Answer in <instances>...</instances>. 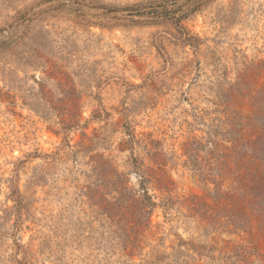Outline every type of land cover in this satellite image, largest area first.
Instances as JSON below:
<instances>
[{
    "label": "rangeland",
    "instance_id": "374dc122",
    "mask_svg": "<svg viewBox=\"0 0 264 264\" xmlns=\"http://www.w3.org/2000/svg\"><path fill=\"white\" fill-rule=\"evenodd\" d=\"M181 261L264 264V0H0V264Z\"/></svg>",
    "mask_w": 264,
    "mask_h": 264
},
{
    "label": "trees",
    "instance_id": "16d2710c",
    "mask_svg": "<svg viewBox=\"0 0 264 264\" xmlns=\"http://www.w3.org/2000/svg\"><path fill=\"white\" fill-rule=\"evenodd\" d=\"M200 8V7H199ZM198 7H194L193 9H191L188 13L183 14L180 17H176V12H171V11H166L163 10L161 6L158 5H154L151 7H147L144 9H140V10H131V9H113V8H107L104 9L106 13L108 14H112V13H126L128 16L133 17H145L149 20H154L157 19L160 22H169L172 25H174L175 27L178 26V24L184 20L187 19L190 15H195L197 14L200 9ZM179 16V15H178ZM150 21V22H152ZM180 38L181 41L183 42V44H186L188 46H190L191 48H196V44L198 43V41H195L189 37H187L186 34L180 33ZM159 50H161L159 48ZM70 124L64 125L65 127L62 129L63 133L66 134L69 131H71L72 129L78 127V121H75L74 119H71L70 122H68ZM103 163L108 164L107 161H104ZM101 174V173H100ZM112 175V179H115V183H111L109 184V186H112L113 188H111L113 190V192H116L119 195L118 200L119 201H123V200H127L129 202H131V205H133V207H135L136 209H139V216H147L150 217V211H148V209L152 210L155 209L157 207V204L153 201V198L150 197L148 195L147 190L145 189V185L148 182L147 179L144 178V175L141 173L140 177V182H139V191H133L130 190L127 187V180L125 178L124 175L118 174L115 171L111 170V173H109ZM158 182H160L158 180ZM161 190H165V189H161ZM160 190V191H161ZM16 200L15 202L20 201V195L19 192L16 188H14V192H13ZM117 201V200H116ZM127 205H129V203H127L125 206H123L124 209L127 208ZM120 206L122 207V204H120ZM122 208V209H123ZM203 256V255H200ZM188 260H193L190 257H187ZM176 264H189L187 261L183 262L181 261L180 263L177 262Z\"/></svg>",
    "mask_w": 264,
    "mask_h": 264
}]
</instances>
